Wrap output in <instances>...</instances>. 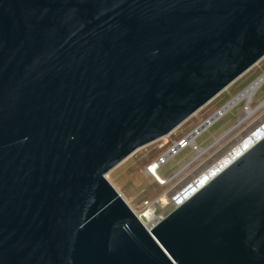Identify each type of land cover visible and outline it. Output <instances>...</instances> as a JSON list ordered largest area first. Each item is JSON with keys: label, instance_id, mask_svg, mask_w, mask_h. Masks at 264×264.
I'll list each match as a JSON object with an SVG mask.
<instances>
[{"label": "water", "instance_id": "obj_1", "mask_svg": "<svg viewBox=\"0 0 264 264\" xmlns=\"http://www.w3.org/2000/svg\"><path fill=\"white\" fill-rule=\"evenodd\" d=\"M263 57L264 0H0V264H264V129L151 227L107 177Z\"/></svg>", "mask_w": 264, "mask_h": 264}, {"label": "rangeland", "instance_id": "obj_2", "mask_svg": "<svg viewBox=\"0 0 264 264\" xmlns=\"http://www.w3.org/2000/svg\"><path fill=\"white\" fill-rule=\"evenodd\" d=\"M263 74L264 57L170 134L137 149L108 173V179L146 226L151 227L172 212L178 200L192 187H197L203 174H208L224 157H231L234 148L241 147L248 137L253 138L258 129H264V83L248 107L246 100H242L217 116L218 111ZM246 107L251 113L246 114ZM211 117H215L211 125L194 138L197 146L206 151L197 156L198 150L193 145L181 149L159 169V173L172 178L171 181L159 183L148 172V167L165 158L174 146ZM149 208L154 209L151 219L143 216Z\"/></svg>", "mask_w": 264, "mask_h": 264}, {"label": "bare ground", "instance_id": "obj_3", "mask_svg": "<svg viewBox=\"0 0 264 264\" xmlns=\"http://www.w3.org/2000/svg\"><path fill=\"white\" fill-rule=\"evenodd\" d=\"M264 83V74L261 75L260 77H258L254 82H252L247 88H245L243 91H241L237 96H235V98H233V100H231V102L229 104H227V106H225L224 108H222L220 111H218V115H221V114H224V112L226 110H228L229 108H231L232 106H234L235 104L239 103L240 101L242 100H246V104H247V107L250 105L254 95L256 94L257 90L260 88V86ZM264 104V102L262 103ZM246 107L247 109V112L246 114H249L251 113L250 110H248V108ZM215 116V117H217ZM215 117H211L209 119L208 122H205L204 126H208L211 122H213L214 118ZM245 119V118H243ZM241 121V120H240ZM233 128V127H232ZM201 129H199L198 131H200ZM229 132V131H228ZM198 133L197 132H194L192 134H190L187 138V140L190 141L191 145H195V140L194 138L196 137ZM198 150V153H197V156L203 154L206 150H203V149H197ZM195 159V158H194ZM159 168H160V164H159V161L157 162H154L152 164V168L149 170L148 169V172H150L152 175H154V177L156 178V180L161 183V184H167L169 181H171L172 178H166L164 176H162L160 173H159ZM179 173V172H178ZM153 208H149L147 209L144 213H143V216L146 217V218H152V214H153ZM142 220V219H141Z\"/></svg>", "mask_w": 264, "mask_h": 264}, {"label": "built area", "instance_id": "obj_4", "mask_svg": "<svg viewBox=\"0 0 264 264\" xmlns=\"http://www.w3.org/2000/svg\"><path fill=\"white\" fill-rule=\"evenodd\" d=\"M208 121H209V119H208L207 121H205V122H208ZM205 122L203 123V126L200 128V129H201L200 131H198V130L195 131V130H194V132H197L198 134H200V132H201L205 127H207V126H204ZM210 125H211V124H210ZM196 129H197V128H196ZM192 133H193V132H192ZM192 133H191V134H192ZM198 134H197V135H198ZM197 135H196V136H197ZM187 138H188V136H187L185 139L181 140L176 146H174L173 149H171V150L166 154L165 158H161L160 160H158V161H159V164H160V167H161L164 163H166L170 157L176 155L181 149L186 148L187 146L191 145L190 141L187 140ZM194 148H195V149H200V148L197 146L196 143H195V145H194ZM158 161H157V162H158ZM151 168H152V164L148 167V169L150 170ZM159 169H160V168H159ZM152 226H153V225H152Z\"/></svg>", "mask_w": 264, "mask_h": 264}]
</instances>
